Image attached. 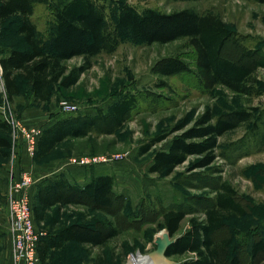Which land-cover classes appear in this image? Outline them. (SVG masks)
<instances>
[{
  "label": "rangeland",
  "instance_id": "obj_1",
  "mask_svg": "<svg viewBox=\"0 0 264 264\" xmlns=\"http://www.w3.org/2000/svg\"><path fill=\"white\" fill-rule=\"evenodd\" d=\"M52 2L55 0H34L33 18L41 32L50 24ZM123 4L140 10L154 7L171 12L192 8L217 13L235 33V41H227L223 48L224 56L237 60L243 47L264 52V4L255 0H109V11L115 12ZM20 20V15L11 17L0 27V57L10 48L25 47L23 37L17 31ZM169 57L183 59L189 69L171 76L160 75L157 70ZM83 62L84 58L77 56L66 64L71 68ZM91 63L92 67L75 85L69 88L55 86L47 102H33L30 85L22 78L21 92L9 97L0 75V104H5L26 126H34L40 131L60 115L94 114L107 111L125 94L139 97L138 106L129 120L114 134L93 131L85 138H68L41 161H35V154L31 155L20 144L33 158L34 170L30 172L37 182L44 174L68 171L69 160L73 157L126 155L124 160L91 169V175L99 172L114 175L113 208H94L89 200L80 198L75 204L51 208L45 220L38 224L39 230L46 234L74 221L109 217L119 226V235L105 246L66 243L51 253L46 264H150L147 258L152 257L157 248V237L167 232L163 213L168 209L183 210L186 216L179 233L185 232L192 217H204L205 208L223 181L236 189L246 214L229 219L216 238L231 237L234 249L240 252L242 264L263 262L264 254H261L253 263L250 251L254 242L264 239V68L257 72L260 95L235 93L222 85L206 87L202 72L196 66L195 50L186 38L148 45L129 35L122 37L113 52L104 51L92 57ZM148 92L157 97L146 94ZM72 106L77 109L68 111ZM208 107L220 112L253 108L257 117L220 138L218 157L210 166L191 170L198 157L190 156L169 176L150 173L148 167L155 151L167 148L171 137L179 132L172 133L146 154H140L141 147L156 136L171 133L187 118L194 120ZM31 108H36L35 115L41 114V118L36 116L29 121L27 111ZM13 133L11 129V141ZM2 161L9 166L10 176L4 177L0 170V197L8 195L12 183L26 170L20 149L18 155L11 149L10 156ZM11 246L9 211L0 201V264H14ZM190 256L192 254L188 253L169 259L178 264ZM37 264H42L40 259Z\"/></svg>",
  "mask_w": 264,
  "mask_h": 264
},
{
  "label": "trees",
  "instance_id": "obj_2",
  "mask_svg": "<svg viewBox=\"0 0 264 264\" xmlns=\"http://www.w3.org/2000/svg\"><path fill=\"white\" fill-rule=\"evenodd\" d=\"M263 3L264 0H255ZM34 0H0V27L15 15L21 20L17 31L23 37L24 48H10L0 57L2 77L9 97L21 92L20 78L31 88L36 103L51 99L55 86L69 88L92 67L91 58L102 52H113L122 37L151 45L169 43L186 38L196 53V66L203 75L206 87L222 85L243 95H260L258 69L264 68V52L243 47L237 60L223 55L227 41H235L219 14L184 8L164 12L158 8L138 9L123 4L115 12L109 11V0H55L51 3V21L41 32L33 18ZM82 56L81 65L69 68L66 61ZM189 64L178 57H169L157 70L162 76H171L188 70ZM148 95L154 93L148 92ZM157 97V96H156ZM139 97L125 94L107 111L94 114H64L46 126L38 139L35 161L51 155L68 138H85L91 132L114 134L131 117ZM253 108H235L220 112L208 107L194 120L187 118L171 133L161 134L145 143L140 154L148 153L155 145L172 133L167 148L155 151L148 171L169 176L190 156L198 159L195 168L208 167L217 157L220 138L243 123L256 119ZM0 129L11 132V126L0 117ZM264 143V141H263ZM12 142L0 135V154L10 156ZM98 165H91L93 169ZM34 204V218L42 221L48 208L56 203L89 200L94 208H113L115 177L111 173H94L84 186L73 184L64 172L54 173L41 181ZM246 209L238 200V192L231 183L223 181L215 190L204 217H192L189 226L179 233L186 213L181 209H168L163 213L164 227L175 237L166 250L168 258L192 254L178 264H242L240 252L233 247L231 237L217 239L229 219L243 217ZM120 233L117 223L109 217L71 222L59 230L43 234L38 243L39 259L45 264L53 250L61 249L65 242L105 246ZM264 254V239L253 243L250 251L253 263ZM256 264H264L263 262Z\"/></svg>",
  "mask_w": 264,
  "mask_h": 264
},
{
  "label": "built area",
  "instance_id": "obj_3",
  "mask_svg": "<svg viewBox=\"0 0 264 264\" xmlns=\"http://www.w3.org/2000/svg\"><path fill=\"white\" fill-rule=\"evenodd\" d=\"M0 75L2 66L0 63ZM76 106L68 108L74 111ZM0 117L13 129L12 152L19 154L20 144L34 155L37 150L39 136L42 131L36 127L26 126L21 118L8 110L5 104H0ZM124 153L100 154L95 156L73 157L69 163L73 166L89 168L91 165H102L124 160ZM16 158V156H15ZM36 182L34 175L24 170L20 173L6 198L9 211V234L12 240L14 264H36L39 261L38 243L43 233L37 228L34 218L31 187Z\"/></svg>",
  "mask_w": 264,
  "mask_h": 264
},
{
  "label": "crops",
  "instance_id": "obj_4",
  "mask_svg": "<svg viewBox=\"0 0 264 264\" xmlns=\"http://www.w3.org/2000/svg\"><path fill=\"white\" fill-rule=\"evenodd\" d=\"M15 16H17V15H15ZM14 17V16H13ZM24 48V47H23ZM15 96V95H14ZM32 101L33 102H35L34 101V97L32 96ZM27 113H28V116L30 117V120L29 121H33L34 120V117H39V115H41V114H38V115H35V113H36V108H31V109H28V111H27ZM39 118H41V117H39ZM36 120V119H35ZM39 119H37V121H38ZM49 124H47V126H48ZM0 130H2V129H0ZM3 132L2 133H0V135L1 136H6V137H8L9 139H10V133L9 132H6L5 130H2ZM22 149V150H21ZM20 154H21V156H22V158H23V166H24V168L26 169V170H29V171H32V170H34V168H33V158H32V156L31 155H29V153H27L26 151H25V149L24 148H21L20 147ZM2 159H7V157H1V161H0V170H1V172H2V174H4L3 176L5 177H8L9 178V176H10V169H9V166L8 165H6L3 161H2ZM68 167V171H55V172H52V173H49V174H44V175H42L40 178H38V182L36 181L34 184H33V186L31 187V194H32V202H33V206H34V204H35V201H36V194H37V192H38V190H39V187H40V185L42 184L41 183V181L42 180H44L46 177H49V176H52V175H54V173H58V172H64L65 174H66V176L70 179V182L71 183H73V184H78V185H82V186H84L87 182H89V180L91 179V170L90 169H88V168H84V167H80V166H73V165H70V166H67ZM99 173H105V172H99ZM115 173H117V172H115ZM7 178V179H8ZM42 178V179H41ZM40 179V180H39ZM0 201L5 205V207H7V202H6V198H5V195L4 196H2V197H0ZM71 204H75V202H72V203H68V204H60V203H56V204H54L53 206H51L50 208H48V210L46 211V215H47V213L50 211V209L51 208H53V207H56L57 209L58 208H62V207H64V206H67V205H71ZM46 215H45V218H46ZM45 218L42 220V221H44L45 220ZM42 221H39V222H42ZM35 222H36V226H37V228L39 229V227H38V224H39V222L38 221H36V219H35ZM69 224V223H68ZM67 225V224H66ZM65 226V225H64ZM63 227V226H62ZM61 228V227H60ZM59 228V229H60ZM59 229H57V230H59ZM57 230H55V231H57ZM52 232H54V231H52ZM10 235V234H9ZM10 239H11V236H10ZM69 242H71V241H68V242H65V244L66 243H69ZM74 243V242H73ZM64 244V245H65ZM11 245H12V240H11ZM82 245H85V243L84 244H82ZM86 245H89V244H86ZM64 247V246H63ZM62 247V248H63ZM54 251V250H53ZM52 251V252H53ZM11 252H12V246H11ZM12 257H13V255H12ZM50 257V256H49ZM49 258H47L46 259V262H45V264L47 263V260H48ZM13 261V260H12ZM41 261V260H40ZM41 263L43 264V262L41 261ZM37 264V263H36Z\"/></svg>",
  "mask_w": 264,
  "mask_h": 264
},
{
  "label": "water",
  "instance_id": "obj_5",
  "mask_svg": "<svg viewBox=\"0 0 264 264\" xmlns=\"http://www.w3.org/2000/svg\"><path fill=\"white\" fill-rule=\"evenodd\" d=\"M173 241L174 239H172L168 231L163 232L160 236L157 237L156 239L157 248L152 254V257L155 258V260L156 259L160 260L159 264H175V261L169 259L166 256V250L172 244Z\"/></svg>",
  "mask_w": 264,
  "mask_h": 264
},
{
  "label": "bare ground",
  "instance_id": "obj_6",
  "mask_svg": "<svg viewBox=\"0 0 264 264\" xmlns=\"http://www.w3.org/2000/svg\"><path fill=\"white\" fill-rule=\"evenodd\" d=\"M147 260L150 262V264H154V263H157V262H160V260H155V258H151L150 256L147 258Z\"/></svg>",
  "mask_w": 264,
  "mask_h": 264
}]
</instances>
